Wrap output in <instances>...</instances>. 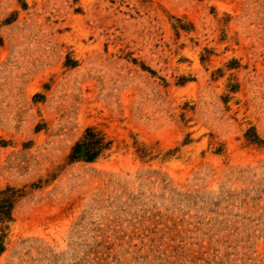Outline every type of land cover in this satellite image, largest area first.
<instances>
[{
	"label": "rangeland",
	"instance_id": "obj_1",
	"mask_svg": "<svg viewBox=\"0 0 264 264\" xmlns=\"http://www.w3.org/2000/svg\"><path fill=\"white\" fill-rule=\"evenodd\" d=\"M0 264H264V0H0Z\"/></svg>",
	"mask_w": 264,
	"mask_h": 264
},
{
	"label": "trees",
	"instance_id": "obj_2",
	"mask_svg": "<svg viewBox=\"0 0 264 264\" xmlns=\"http://www.w3.org/2000/svg\"><path fill=\"white\" fill-rule=\"evenodd\" d=\"M108 145L109 143H105V138L100 132L89 128L85 131L83 138L72 147L68 159L70 162H94Z\"/></svg>",
	"mask_w": 264,
	"mask_h": 264
}]
</instances>
